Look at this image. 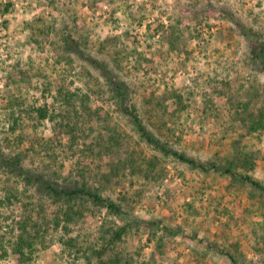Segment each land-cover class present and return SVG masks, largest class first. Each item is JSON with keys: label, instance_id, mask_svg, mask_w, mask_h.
<instances>
[{"label": "rangeland", "instance_id": "rangeland-1", "mask_svg": "<svg viewBox=\"0 0 264 264\" xmlns=\"http://www.w3.org/2000/svg\"><path fill=\"white\" fill-rule=\"evenodd\" d=\"M260 42L264 0H0V264H233L224 252L264 264V189L226 172L264 186V129L249 126L264 114ZM122 105L168 150L218 169L149 144ZM12 157L122 213L27 183ZM27 219L38 234L18 263Z\"/></svg>", "mask_w": 264, "mask_h": 264}, {"label": "trees", "instance_id": "trees-1", "mask_svg": "<svg viewBox=\"0 0 264 264\" xmlns=\"http://www.w3.org/2000/svg\"><path fill=\"white\" fill-rule=\"evenodd\" d=\"M8 10L9 9L6 8L5 12H7ZM239 24H240L239 26L242 32L245 35H249L254 32L252 29L247 28L242 23H239ZM260 43H261L260 48H256V49L254 48L255 49L254 53H255V57L258 60V62H261L264 66V44L262 45V42ZM98 64L104 76L113 84V87L117 95H119V97H121L122 99L125 98L127 96V85L125 83L120 82L117 76L111 73L110 70L107 68V66H105L102 63H98ZM121 104H122V101H121ZM121 109L123 110L125 114L131 117V120L137 126L138 131L142 133V136L147 140L149 144L155 145L158 149L166 153H170L174 155L175 157H177L178 159H180L181 161L192 164L194 167L201 168L203 171L218 169V167L214 164L208 166L203 163H198L197 161L187 157L183 153H179L173 150H168V148L161 142V140L158 137H156L151 131H149V129L143 124V121L140 118L139 114L137 113L136 108H130L127 106L125 107V105H122ZM32 112L37 113L39 115V118L42 120L46 119L49 114L48 108H43V107L39 109H34ZM244 120L246 121V119ZM249 126L250 128L254 130L264 129V114L262 115L261 119L257 123L252 122ZM6 162H8L7 166L10 167L9 169H11L12 172L17 173L18 175L23 176L27 183L33 184L34 182L35 183L37 182L40 187L44 188L45 190L46 189L50 190L49 192L54 193L58 197H61V198L66 197V199L70 200V198H73L75 196L77 197L82 196L86 200L87 198H89L90 200L94 201L96 204L103 205L111 213H122V208L118 204H116L113 200H108L104 198L99 193H94L84 188L82 189L78 188L73 191H68L67 189L56 187L51 183L48 184V182L44 180L41 176L35 175L31 171H27L26 169H24L23 165L21 164V160L18 157H12L11 161H6ZM226 172L230 174L232 177H239L243 179L244 181L250 182L252 185H254L255 187L259 189H264V186L259 181L255 180L253 177L249 175H240L239 173L235 172V167H230ZM13 197H16V195L10 194L9 196L6 197L5 201L6 200L11 201ZM5 201H2L1 204H4ZM71 214H72V209L71 208H69L68 210L66 209L64 212L63 218L69 219ZM1 215L2 213L0 211V217ZM29 220L30 219H27L19 225L18 230H20V233L17 236L16 242L12 244V246H14L15 248L14 249L15 253L19 256L17 260L18 263L24 262V258L26 256L24 250L27 245L31 246L29 242H33V240H35V237L38 234L36 233V235H34L28 230V228L30 227ZM126 231L127 230L124 227L120 228L119 230L114 231L113 232L114 236L111 237L110 243L113 244L115 243V241L121 240L122 236L126 233ZM221 252H224V251H221ZM224 254L228 257V259L233 264H236V259L230 252H226V253L224 252Z\"/></svg>", "mask_w": 264, "mask_h": 264}]
</instances>
